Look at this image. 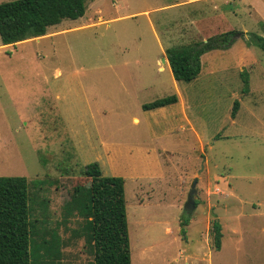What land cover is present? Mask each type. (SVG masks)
<instances>
[{
	"label": "rangeland",
	"instance_id": "rangeland-1",
	"mask_svg": "<svg viewBox=\"0 0 264 264\" xmlns=\"http://www.w3.org/2000/svg\"><path fill=\"white\" fill-rule=\"evenodd\" d=\"M86 2L83 16L42 36L0 39V176L28 179L32 259L46 230L61 253L56 262L93 264L83 172L96 162L124 180L131 264H263L264 51L250 34L264 37V0L221 1L219 9ZM222 23L243 33L202 54L194 80L176 81L165 50L220 35L229 28L214 29ZM172 94L181 99L143 108Z\"/></svg>",
	"mask_w": 264,
	"mask_h": 264
},
{
	"label": "trees",
	"instance_id": "trees-1",
	"mask_svg": "<svg viewBox=\"0 0 264 264\" xmlns=\"http://www.w3.org/2000/svg\"><path fill=\"white\" fill-rule=\"evenodd\" d=\"M86 0H12L0 3V39L2 44H15L31 37L42 36L50 26L64 19H77L84 15ZM243 32L229 30L213 35L206 41L191 45L173 46L165 50L172 75L176 81L194 80L201 69L200 57L206 51L229 46ZM264 51V37L250 34ZM244 88L248 79L243 73ZM177 96L172 94L143 105L155 109L173 104ZM233 110L238 101H234ZM234 111L232 112L233 115ZM90 178V244L93 248V264H131L126 219L124 180L122 177L103 175L98 163L87 165L83 172ZM198 201H194L196 206ZM188 221L182 220V226ZM29 219L28 179L25 176H0V264H59L56 248L45 239L48 231L38 235V248L43 252L32 259V236L36 234ZM33 230V231H32ZM211 247L219 250L222 231L218 220L210 227ZM56 242V241H55ZM57 251V255L52 250ZM264 264V263H263Z\"/></svg>",
	"mask_w": 264,
	"mask_h": 264
},
{
	"label": "crops",
	"instance_id": "crops-1",
	"mask_svg": "<svg viewBox=\"0 0 264 264\" xmlns=\"http://www.w3.org/2000/svg\"><path fill=\"white\" fill-rule=\"evenodd\" d=\"M198 1H206V2H208L209 4H213V8H217V9H219V7H220V5L218 4V3H221V1L223 2V3H225L226 4V1H227V3H228V1L230 2L231 0H175V2H173L172 4H170L169 6H167V5H162V6H160V7H158V9H162V8H168V7H172V8H174V7H178L179 5H181V4H184V3H191V2H198ZM250 8L252 9V11H253V8H252V6L250 5ZM147 12V11H146ZM223 12H225V9H223L222 11H219L218 13H221V15L225 18V15H224V13ZM254 12H256L255 10H254ZM217 13V14H218ZM215 15V18L217 19L218 17H220V14H218V15ZM203 18V20H206L207 18H205V17H202ZM202 18H200V19H202ZM200 21V20H199ZM210 24V23H209ZM218 27H224V28H226V29H220V32L221 31H225V30H227V27H229L228 28V30L227 31H229V30H232L231 29V27L230 26H228L227 24H224V23H222V24H220V26H217L216 24L214 25V29H218ZM216 32L218 31V30H215ZM214 31V32H215ZM206 37L207 36H204L203 38L204 39H206ZM202 39V38H201ZM201 59V58H200ZM164 62L165 63H167V64H169L168 63V60H167V58H166V55H164ZM170 67V66H169ZM163 69V67H160L159 66V71H161ZM171 70V69H170ZM172 73V72H171ZM179 99H181L180 97H179V95L177 96V101L179 100ZM176 101V102H177ZM175 102V103H176ZM164 107V106H163ZM160 108V107H159ZM134 121L136 122L137 121V119L135 118L134 119Z\"/></svg>",
	"mask_w": 264,
	"mask_h": 264
},
{
	"label": "water",
	"instance_id": "water-1",
	"mask_svg": "<svg viewBox=\"0 0 264 264\" xmlns=\"http://www.w3.org/2000/svg\"><path fill=\"white\" fill-rule=\"evenodd\" d=\"M163 62H164V58L162 59ZM196 184V179H194L193 181V185L190 189V193H189V197H188V201L187 203L190 205L191 208H194V201H195V189H194V186Z\"/></svg>",
	"mask_w": 264,
	"mask_h": 264
},
{
	"label": "flooded vegetation",
	"instance_id": "flooded-vegetation-1",
	"mask_svg": "<svg viewBox=\"0 0 264 264\" xmlns=\"http://www.w3.org/2000/svg\"><path fill=\"white\" fill-rule=\"evenodd\" d=\"M187 205L189 206V204L187 203Z\"/></svg>",
	"mask_w": 264,
	"mask_h": 264
}]
</instances>
